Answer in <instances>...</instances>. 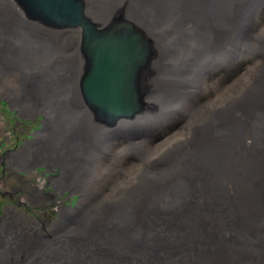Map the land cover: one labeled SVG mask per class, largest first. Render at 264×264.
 Here are the masks:
<instances>
[{"label": "bare ground", "instance_id": "bare-ground-1", "mask_svg": "<svg viewBox=\"0 0 264 264\" xmlns=\"http://www.w3.org/2000/svg\"><path fill=\"white\" fill-rule=\"evenodd\" d=\"M84 1L100 27L111 23L115 5ZM121 5L153 57L140 84L143 109L106 124L79 101L80 31L44 28L12 0H0V101L23 117L45 116L44 133L10 154L8 167L28 178L37 176V165L59 168L56 192L80 195L75 207L64 206L57 194L49 198L58 217L45 223L46 235L29 216L9 209L0 219V264H264V0ZM253 57L254 72L234 98L220 106L196 100L213 75ZM38 95L73 99L77 112L67 101L60 102V114L53 102L39 104ZM181 117L188 135L155 158L147 135L131 133ZM115 137L123 147L112 155L135 153L143 160L132 182L106 196L95 189L106 175L98 160L111 154ZM33 190L28 183L25 198L38 204L41 195Z\"/></svg>", "mask_w": 264, "mask_h": 264}, {"label": "rangeland", "instance_id": "rangeland-1", "mask_svg": "<svg viewBox=\"0 0 264 264\" xmlns=\"http://www.w3.org/2000/svg\"><path fill=\"white\" fill-rule=\"evenodd\" d=\"M124 1L125 0H98L97 3L101 5L103 4L104 6H116L112 12L114 16L111 20H114L118 16H121L126 20L124 11L125 8L123 6L124 4L121 5ZM261 16L263 21L262 23L264 24V11L261 13ZM55 49L56 48L54 46H50L51 51H55ZM49 57L50 59L54 58V56ZM47 61L50 60L47 59ZM254 66L255 58L253 57L220 70L217 74L211 77V81L207 83L206 87L203 89V93H201L196 100L199 103L211 102V104L217 106L226 103L228 100L236 96L239 88L242 90L247 85L254 72ZM57 70L62 71L59 68H57ZM63 77L64 73H61L54 86H59L61 80L60 78ZM7 79H11V77ZM238 81L239 83L237 84ZM78 93L81 106H83V108H85L84 110H86L87 107L83 103L80 91ZM38 97L39 104H43L45 102L44 105L49 106L53 102L58 111H60V114L62 113V105L60 102L66 103L67 101L71 103L72 109L75 108V111L77 112L78 106H76L75 102H72L73 99H63V95L56 101L51 100L49 96L46 95H38ZM57 117H59V113ZM0 120L4 123V132L0 133V219L4 218L5 213L9 209L16 210L29 216L35 223L38 224L39 228L37 230L39 233L41 235H46L44 228L45 223L58 217V213L56 211L57 208L55 207L53 201H49V198H52V196L55 197L57 194L58 198L62 199V204L64 206L75 207L80 200V195L75 192H64L63 194H58L56 192L53 180L59 177V168L53 167L48 169L44 166L37 165L35 168L37 176L35 178H28L24 173L13 171L8 167L7 162L10 154L19 152L23 148L31 147L32 144L30 145L29 142L35 141V134L44 133L45 116L43 114L26 115V117H23L10 102L3 99L0 101ZM80 128H83V126H78L74 130V135H79L77 133ZM188 132V123L182 117L172 120L154 131L145 133L139 130L131 131L134 135H147V139L151 141V144L153 143L152 145L148 143L149 146L151 145V154L149 155L151 158L157 157L175 143L184 140L188 135ZM118 137L113 138V140H115L113 143L114 145H110L111 147L109 150L111 151V154L102 156L98 160V162H101L103 168H106V171L104 170L106 175H104V178H102L100 182L101 186H96L95 189L97 193L102 192V195L107 194L106 196H114V194L127 183L132 182L136 175L139 174L142 166L141 161L143 160V156L140 157L135 153L127 155L121 154L118 156L117 154H115V156L112 155L113 152L117 153L123 147L120 143L122 137ZM152 164L155 165L154 162ZM153 170H156V168L153 167ZM133 172H135L134 175H132ZM109 173L111 183H106L105 181L109 177ZM28 183L34 186V190L32 191L33 195H41V202L38 204H33L25 198V195L28 193L26 191ZM90 191L93 195V187ZM74 219H76V217L65 219V222L68 225H72V223L75 222ZM49 235L50 234L47 233V236Z\"/></svg>", "mask_w": 264, "mask_h": 264}, {"label": "water", "instance_id": "water-1", "mask_svg": "<svg viewBox=\"0 0 264 264\" xmlns=\"http://www.w3.org/2000/svg\"><path fill=\"white\" fill-rule=\"evenodd\" d=\"M29 21L51 30L78 29L84 72L79 91L94 119L111 124L143 109L141 80L153 50L142 30L118 16L107 27L86 14L84 0H12Z\"/></svg>", "mask_w": 264, "mask_h": 264}]
</instances>
